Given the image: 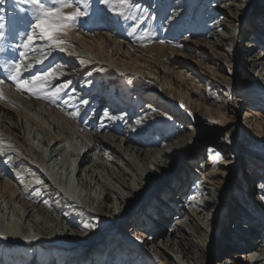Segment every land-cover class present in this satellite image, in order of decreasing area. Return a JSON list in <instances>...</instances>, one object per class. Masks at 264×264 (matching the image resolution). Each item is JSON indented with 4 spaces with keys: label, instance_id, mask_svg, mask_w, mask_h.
Returning <instances> with one entry per match:
<instances>
[{
    "label": "bare ground",
    "instance_id": "6f19581e",
    "mask_svg": "<svg viewBox=\"0 0 264 264\" xmlns=\"http://www.w3.org/2000/svg\"><path fill=\"white\" fill-rule=\"evenodd\" d=\"M94 1L80 0L81 10L91 3L97 17L105 5ZM153 1L131 0L123 9L134 21L123 15L118 31L110 14L102 26L92 19L78 27L80 17L61 37L66 51L37 38L25 57L19 45L31 32L26 15L35 22L33 9L25 0L0 4V61L7 72L0 100V264H213L207 261L218 213L221 239L211 259L264 264L263 164L244 177L236 156L203 146L195 152V127L175 113L179 108L204 131L220 128L231 144L237 137L264 139V7L241 49L256 0ZM158 31L155 41H143L145 32ZM7 49L32 73L56 69L42 98L7 79L13 64ZM41 50L50 51L43 64ZM182 58L193 59L218 95L178 79ZM21 71L22 79L32 74ZM65 84L59 96L50 95ZM220 94L232 105L216 104ZM237 106L240 122L235 113L224 116Z\"/></svg>",
    "mask_w": 264,
    "mask_h": 264
},
{
    "label": "rangeland",
    "instance_id": "374dc122",
    "mask_svg": "<svg viewBox=\"0 0 264 264\" xmlns=\"http://www.w3.org/2000/svg\"><path fill=\"white\" fill-rule=\"evenodd\" d=\"M25 2L28 3V0H25ZM151 2V1H150ZM155 0L153 1V4H154ZM45 3H48V0H45ZM100 1L99 0H95L94 1V7H98ZM91 4V3H90ZM90 4H88L86 7V15H84L83 17H81L80 19V23H77V26L80 27L82 26L83 24H89L92 19L93 21H97L99 25H104V24H107L105 23V21L109 18L108 14L112 15L113 17L109 18L110 21H111V26L115 27L114 30L115 31H118L116 30V24L115 22L123 19V15H125L124 19H127L128 21L130 22H133L134 19H131L130 17V14H131V11L128 10L125 11L123 8H118L116 12H112V11H109L107 10L108 8H106V6L103 8L102 12L99 13V15L97 17H95V13H94V10H90L88 7L90 6ZM155 5V4H154ZM154 5H152L151 3H149V7H154ZM264 7V0H256V2H253V5L250 6V12L251 13H248L246 15L247 18V21L245 23V28L243 29V31L241 32L242 35H241V49H242V45L243 43L246 41L247 39V36H248V31L250 29V25H251V21L253 19V17L256 15L255 12L257 11H260V7ZM262 5V6H261ZM258 8V10H257ZM119 12H123V15H119L118 13ZM31 15L27 14L26 17L28 18V21H31L32 20V17H30ZM256 18V17H254ZM190 20V19H189ZM28 23V22H27ZM30 28V27H28ZM30 30L32 31V29L30 28ZM147 34V32H145ZM146 34H143L144 38H143V41H149V40H153L155 41L156 38H158V36L160 35V31H158L157 33L156 32H152V34H150L149 36H146ZM131 35H129L130 37ZM146 36V37H145ZM184 40L188 39V37H184L183 38ZM8 40V39H7ZM1 53L2 51H0V58H1ZM5 54H7V58H9V60L11 59L13 61V63H15L16 61V58H12L11 55H13L11 53V51H8V49L5 51ZM247 53H242L241 56L243 59H245L247 57ZM184 59V64L181 63V64H178L177 66H179L177 68V70L179 71V75H178V79L181 81V82H184L185 84H196L198 85V88L197 90L199 91H204V90H208L209 92L210 91H214L213 93L217 94L216 93V90H213V88L210 87V85L207 83V78L202 76L201 75V70L199 68H195L194 65H193V59H186V58H182ZM10 60V61H11ZM0 69H2V72H0V79L4 80L5 81V84L7 83L6 81V78H5V74L7 73L5 70H6V65H3L2 66V63L0 61ZM5 69V70H3ZM5 71V72H4ZM5 73V74H4ZM220 75H222L223 78H226V79H229L230 76L228 75V73H225V72H220ZM4 76V77H2ZM2 77V78H1ZM234 81L235 82H240L241 79L238 80V78H236V76H232ZM149 81V80H147ZM123 81H120L119 83H122ZM118 83V84H119ZM201 85V86H200ZM200 86V87H199ZM189 87L192 89V85H189ZM249 88V87H248ZM247 88V89H248ZM250 90V88H249ZM154 92V95L156 96H160V92L159 90L154 89L153 90ZM224 91H227L226 89H224ZM248 92V91H247ZM218 95V94H217ZM220 98H217L215 99V103L218 104L219 106H221L222 108H225V107H229L230 105H232V102L230 101H225V99H223L224 97L220 94ZM245 96L246 95H239V97H237V99L240 97H242V100H245ZM161 98L159 99V102L160 103H163L165 102L164 98L162 97V95L160 96ZM162 99V100H161ZM222 110V109H221ZM224 112V116L226 118H231L232 115L235 113V116L239 117V120H237V122L241 121L242 120V115H241V109L239 106H237L235 108L234 111H229L228 109H224L223 110ZM175 113L181 114V117L185 118V120H187V123L189 122V125L195 127V141H194V146H193V149L195 152H200V149H201V146L207 148V149H210L213 153L215 154H218L219 156L223 157V156H236V162H235V167L237 169H239V171H241V173H243L244 177H248L249 174H253V173H257V169L258 168V164L262 163L263 164V168H264V139H257L255 141H251V140H241L239 137L236 138L235 142L233 144H231L229 141H228V136L225 135L224 131L220 130L219 129H214L213 131H204L205 128L202 127V125L200 124V122H198L196 119H194L193 117L189 116L187 113L185 112H182L179 108H177L175 110ZM233 113V114H232ZM217 122H220L221 121V118H217L216 119ZM224 121V120H223ZM242 123V122H241ZM177 125V127H176ZM179 125V126H178ZM174 128H177L179 129L178 127H180V124H177V122H174L173 124ZM262 168V167H261ZM235 182L236 180H229V182L225 185V188L227 190H232L233 187H235ZM168 184V182H164L163 185H162V188L164 189H167L166 188V185ZM249 187H247L246 189H248ZM249 189H252V193H254V189L253 188H249ZM189 190V188L187 189ZM154 196V193L153 195ZM155 197H156V193H155ZM154 199V197H153ZM152 197L151 198H148L147 199V202L148 200L151 201L153 200ZM142 209V205H139V207H137V209H134L132 212V214H135L136 212H138V210H141ZM131 214V215H132ZM223 213H218V215L216 216V220H215V231H213L214 233L212 234V240L211 241V245L209 247V259L207 261V263L210 261V262H213V264H216V260L219 259V257L217 258H213L211 259L212 255H214V251H215V246H216V242H217V239H221V229L219 228L221 226V222L223 220L222 218V215ZM224 216V215H223ZM222 218V219H221ZM217 221V223H216ZM219 229V230H218ZM224 229V228H223ZM262 239V237H261ZM91 246V245H90ZM92 246H95V245H92ZM91 246V248H92ZM86 247V246H85ZM87 248V247H86ZM111 251V250H110ZM214 253V254H213ZM98 255V254H97ZM116 256L113 260V262H115L116 260ZM137 261V257H135V262ZM109 264H111L110 260L108 261Z\"/></svg>",
    "mask_w": 264,
    "mask_h": 264
},
{
    "label": "snow or ice",
    "instance_id": "6c2138e0",
    "mask_svg": "<svg viewBox=\"0 0 264 264\" xmlns=\"http://www.w3.org/2000/svg\"><path fill=\"white\" fill-rule=\"evenodd\" d=\"M5 0H0V4H3ZM31 5L34 17V23L32 21L28 22V27L32 29L31 32L26 34V41L19 45L23 47L26 51L21 52L20 56H27V50H34L35 41L38 38L41 41H45L49 49L56 48L60 52L66 51L62 45L66 43L61 37H66L70 31L74 28L76 21L86 15L87 13L81 10L80 0H28ZM109 11L116 12L118 8L128 7L131 0H101ZM71 9V11H68ZM119 15H123V12H119ZM5 25L0 23V41L5 39L3 32ZM40 55L44 58L38 60L37 63L43 64L44 60L50 55L49 52L41 50ZM60 67V65H57ZM24 68L25 71L32 73V66L25 65L24 61L21 59L19 62L13 63L8 69L7 79L12 81L17 91H26L36 98H42L41 93H46L50 82L56 78V69L49 67L42 70L39 73H32L29 78L22 79L23 73L21 69ZM5 81L0 79V100L3 97L2 86ZM68 85H61L57 87L50 95L52 97L59 96V94L67 88ZM68 101H65L67 104ZM86 103V101H85ZM73 118L79 116V111L71 113ZM109 119H114V117H108ZM219 159L214 157V160ZM93 227L91 224H84V228L88 229Z\"/></svg>",
    "mask_w": 264,
    "mask_h": 264
}]
</instances>
